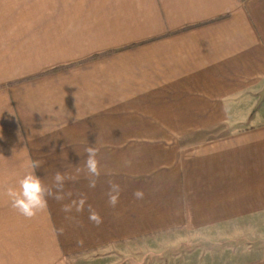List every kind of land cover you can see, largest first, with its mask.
I'll list each match as a JSON object with an SVG mask.
<instances>
[{
  "label": "crops",
  "instance_id": "obj_1",
  "mask_svg": "<svg viewBox=\"0 0 264 264\" xmlns=\"http://www.w3.org/2000/svg\"><path fill=\"white\" fill-rule=\"evenodd\" d=\"M88 145L95 188L76 172ZM29 160L49 187L75 177L30 219L5 195ZM82 195V212L61 210ZM260 215L264 0H0V264H69L156 235L171 239L154 264H264L263 250L210 246Z\"/></svg>",
  "mask_w": 264,
  "mask_h": 264
},
{
  "label": "clouds",
  "instance_id": "obj_2",
  "mask_svg": "<svg viewBox=\"0 0 264 264\" xmlns=\"http://www.w3.org/2000/svg\"><path fill=\"white\" fill-rule=\"evenodd\" d=\"M87 158L82 170L79 166L76 167V172H86V177L89 181V188H95L97 180L99 179L101 172L99 167V160L97 159L99 149L95 146H89L85 149ZM41 161L29 160L27 167L32 171L26 172L25 175L19 179L17 185H10L5 190V195L10 199L11 206L16 209L21 215L26 218H33L37 213L44 211L48 207V198L51 197L56 201H63L65 199V182L75 177L68 176L57 171L53 177V185L49 187L45 185L42 179L35 174V169L41 166ZM130 163V162H128ZM109 191L108 203L110 206L115 207L118 203L120 195V186L112 180L108 181ZM55 189V190H53ZM71 195V193H67ZM136 199H142L144 193L137 190L133 193ZM86 197L83 195L79 200H72L70 204L62 205V211L65 213L72 212L75 208L76 212H82ZM67 219H74L73 217H66ZM89 220L99 225L102 222L100 215L92 209L89 205ZM62 231V230H61ZM82 243V242H81Z\"/></svg>",
  "mask_w": 264,
  "mask_h": 264
},
{
  "label": "rangeland",
  "instance_id": "obj_3",
  "mask_svg": "<svg viewBox=\"0 0 264 264\" xmlns=\"http://www.w3.org/2000/svg\"><path fill=\"white\" fill-rule=\"evenodd\" d=\"M182 239L180 233L173 234ZM171 238L156 235L138 240L110 245L109 247L82 254V258L69 264H154L161 247ZM210 244L214 250H263L264 251V215L229 223L221 235L212 237Z\"/></svg>",
  "mask_w": 264,
  "mask_h": 264
}]
</instances>
